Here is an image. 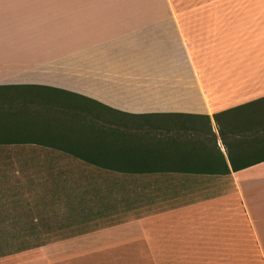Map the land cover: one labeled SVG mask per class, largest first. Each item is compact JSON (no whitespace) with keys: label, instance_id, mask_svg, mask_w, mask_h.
<instances>
[{"label":"crops","instance_id":"1","mask_svg":"<svg viewBox=\"0 0 264 264\" xmlns=\"http://www.w3.org/2000/svg\"><path fill=\"white\" fill-rule=\"evenodd\" d=\"M243 73L238 68L231 88L202 73L173 0H0V85L87 96L108 107L90 106L106 121L182 124L174 146L166 137L156 151H120L119 170L29 144L85 166L60 174L45 166L40 180L61 182L56 198L64 197L62 185L72 188L69 203L77 202L80 215L84 209L92 215L83 222L99 224L87 227V239L115 236L119 242L107 246L122 253L182 256L171 264H195L188 256L264 254V162L233 170L215 118L264 97V72L261 84L250 82L255 76L241 83ZM209 119L217 140L208 132ZM112 200L124 209L99 217ZM240 238L257 250L241 251Z\"/></svg>","mask_w":264,"mask_h":264},{"label":"rangeland","instance_id":"2","mask_svg":"<svg viewBox=\"0 0 264 264\" xmlns=\"http://www.w3.org/2000/svg\"><path fill=\"white\" fill-rule=\"evenodd\" d=\"M173 1L192 55L203 74L212 77L211 81L217 85L226 84L225 87L231 88L229 83L237 81L236 71L240 68L244 71L239 79L241 83L246 84V79L255 76L250 82L261 84L264 0ZM31 12L38 13V10L31 9ZM252 88L249 89L257 90L259 86ZM257 92L251 96H258ZM45 166L51 174L56 173V168L58 174L63 168H85L80 161L50 149L30 145L0 146V264H171L181 261L182 256L128 254L122 253L124 249L121 248L111 249L107 244L119 240L109 234L87 239V227L99 224L83 222L92 215L85 209L80 215L77 202L70 200L69 203L66 197L74 194L72 188L62 185L64 197H55L61 182L56 186L46 175L43 177H47L46 180H40V168ZM207 195L213 197L214 192ZM114 204L116 201L112 200L101 207L99 217H108L110 212L124 209L123 203ZM77 235L81 237L72 238ZM238 241L241 251L257 250L249 239ZM92 250L94 252H90ZM189 257L195 264L264 263V254L258 252L236 256H188V261Z\"/></svg>","mask_w":264,"mask_h":264},{"label":"trees","instance_id":"3","mask_svg":"<svg viewBox=\"0 0 264 264\" xmlns=\"http://www.w3.org/2000/svg\"><path fill=\"white\" fill-rule=\"evenodd\" d=\"M91 104L102 105L87 96L50 86L0 85V146H49L85 162L119 170L120 151H156L165 147L166 137L174 146L173 141L183 136L181 123L106 121L97 116L102 111L91 109ZM215 118L233 170L264 162V97ZM208 126L209 134L217 140L210 119Z\"/></svg>","mask_w":264,"mask_h":264}]
</instances>
